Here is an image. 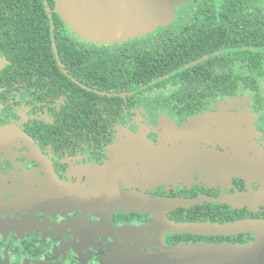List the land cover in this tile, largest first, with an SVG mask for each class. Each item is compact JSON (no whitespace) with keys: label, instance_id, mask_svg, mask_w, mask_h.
Wrapping results in <instances>:
<instances>
[{"label":"flooded vegetation","instance_id":"flooded-vegetation-1","mask_svg":"<svg viewBox=\"0 0 264 264\" xmlns=\"http://www.w3.org/2000/svg\"><path fill=\"white\" fill-rule=\"evenodd\" d=\"M181 1L111 40L57 0H0V264H205L256 241L172 228L264 221L234 204L264 176L221 168L264 159V59L237 16Z\"/></svg>","mask_w":264,"mask_h":264},{"label":"water","instance_id":"water-1","mask_svg":"<svg viewBox=\"0 0 264 264\" xmlns=\"http://www.w3.org/2000/svg\"><path fill=\"white\" fill-rule=\"evenodd\" d=\"M57 3L68 25L89 39L117 40L135 30H154L168 22L161 18L162 15L174 13L173 0H57ZM221 168L228 174H252L253 179H256L259 175L264 176V159L254 168H237L225 163H222ZM123 198L127 201L126 205L132 207L140 208L148 204L132 195ZM256 202L264 203V190L237 198L234 204ZM154 203L157 205V202ZM172 228L177 232L194 231L228 236L250 233L256 241L222 250L212 248L208 250L210 257L205 264H264V221L245 220L225 226L188 225Z\"/></svg>","mask_w":264,"mask_h":264},{"label":"trees","instance_id":"trees-1","mask_svg":"<svg viewBox=\"0 0 264 264\" xmlns=\"http://www.w3.org/2000/svg\"><path fill=\"white\" fill-rule=\"evenodd\" d=\"M202 5L198 13H220L237 16L234 21L243 22V27H234L235 31H242L245 38L244 45L258 49L264 59V0H215L207 11Z\"/></svg>","mask_w":264,"mask_h":264},{"label":"rangeland","instance_id":"rangeland-1","mask_svg":"<svg viewBox=\"0 0 264 264\" xmlns=\"http://www.w3.org/2000/svg\"><path fill=\"white\" fill-rule=\"evenodd\" d=\"M178 1H179V2H182L181 0H178ZM178 5H179V6H182V3H179Z\"/></svg>","mask_w":264,"mask_h":264}]
</instances>
